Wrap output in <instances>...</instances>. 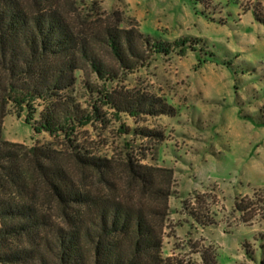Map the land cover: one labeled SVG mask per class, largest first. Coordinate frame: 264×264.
<instances>
[{
  "label": "rangeland",
  "instance_id": "374dc122",
  "mask_svg": "<svg viewBox=\"0 0 264 264\" xmlns=\"http://www.w3.org/2000/svg\"><path fill=\"white\" fill-rule=\"evenodd\" d=\"M47 5L61 11L120 73L101 40L108 27L170 44L185 39L189 50L153 56L147 50L149 58L111 86L158 100L166 114L119 117L100 104L103 119L79 130L80 145L111 159L107 172L81 170L63 139L36 134L25 116L11 113L4 119V139L27 147L50 144L81 189L164 212L155 225L162 255L174 263L203 264L201 253L209 251L218 264H264V22L256 19V13L264 19V0H50ZM87 85L104 88L86 69L67 95L90 109L94 97ZM129 160L172 170L169 185L155 183L171 191L167 204L131 179ZM29 184L37 204L55 215L48 188L39 180Z\"/></svg>",
  "mask_w": 264,
  "mask_h": 264
},
{
  "label": "trees",
  "instance_id": "16d2710c",
  "mask_svg": "<svg viewBox=\"0 0 264 264\" xmlns=\"http://www.w3.org/2000/svg\"><path fill=\"white\" fill-rule=\"evenodd\" d=\"M48 1L0 0V264H177L162 255L163 240L155 223L164 212L81 189L52 145L9 142L3 137V121L11 113L25 116L36 134L63 139L81 170L107 172L111 159L92 155L80 145L79 130L103 119L100 104L119 117L166 114L158 100L111 86L149 58L147 50L151 56L168 55L174 48L185 52L187 41L170 44L141 31L108 27L101 40L120 73ZM256 19L264 22L258 13ZM86 69L104 87L93 90L87 85L94 97L90 109L67 95ZM127 166L145 194L167 204L171 191L155 183L169 185L172 170L132 160ZM33 180L48 188L55 215L37 204L36 190L29 184ZM201 255L203 264H218L209 251Z\"/></svg>",
  "mask_w": 264,
  "mask_h": 264
}]
</instances>
